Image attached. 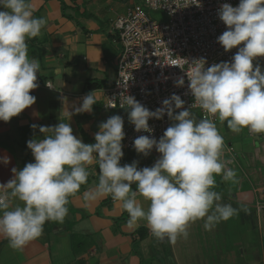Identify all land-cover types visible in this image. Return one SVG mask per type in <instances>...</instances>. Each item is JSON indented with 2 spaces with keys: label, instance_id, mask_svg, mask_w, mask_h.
<instances>
[{
  "label": "crops",
  "instance_id": "1",
  "mask_svg": "<svg viewBox=\"0 0 264 264\" xmlns=\"http://www.w3.org/2000/svg\"><path fill=\"white\" fill-rule=\"evenodd\" d=\"M131 4L0 0V264H264V117L193 110L204 153L176 165L115 155L131 110L104 103Z\"/></svg>",
  "mask_w": 264,
  "mask_h": 264
},
{
  "label": "built area",
  "instance_id": "2",
  "mask_svg": "<svg viewBox=\"0 0 264 264\" xmlns=\"http://www.w3.org/2000/svg\"><path fill=\"white\" fill-rule=\"evenodd\" d=\"M142 1L114 21L120 48L104 107L131 110L123 148L153 156L160 168L204 153L202 136L185 120L193 110L212 125L226 107L247 125L257 120L264 95V11L247 0ZM176 116L192 134L175 136ZM256 210L264 215V191Z\"/></svg>",
  "mask_w": 264,
  "mask_h": 264
},
{
  "label": "rangeland",
  "instance_id": "3",
  "mask_svg": "<svg viewBox=\"0 0 264 264\" xmlns=\"http://www.w3.org/2000/svg\"><path fill=\"white\" fill-rule=\"evenodd\" d=\"M257 11H264V0H247ZM131 3H134V2H140V3H143L142 0H130ZM125 5V4H124ZM153 15H155V17H160L161 20H166V16L159 12V13H154L153 12ZM264 96V95H263ZM261 103V104H260ZM259 105L262 106V109L260 110L259 108H255L256 109V113L257 115L260 117H264V97H262V99L259 101ZM195 116L197 118H199L200 121H202V116H200V113L198 110L196 111H193ZM193 112H189L185 115V120H187L188 122H190V120H193L194 121V118L190 119V114L193 113ZM195 117V118H196ZM208 122V121H207ZM209 123L211 124V122L209 121ZM217 127H219V124H215ZM213 125V126H215ZM210 126V125H209ZM211 127V126H210ZM212 128V127H211ZM187 132V131H186ZM174 133H175V136L176 137H182L184 133V129H183V124L182 122L180 121L179 119V116H176V119L174 120ZM201 136V135H200ZM127 151H130L131 150H127ZM151 159L153 160V156L151 157ZM151 160V161H152ZM37 217V216H35ZM34 217L30 218V220L32 221ZM256 235H257V232H256ZM235 237V235H234ZM258 239H259V236H258ZM260 241V240H259Z\"/></svg>",
  "mask_w": 264,
  "mask_h": 264
},
{
  "label": "trees",
  "instance_id": "4",
  "mask_svg": "<svg viewBox=\"0 0 264 264\" xmlns=\"http://www.w3.org/2000/svg\"><path fill=\"white\" fill-rule=\"evenodd\" d=\"M98 85L100 86L101 84L97 83V82H90L89 83V88L90 89H94L96 87H98ZM264 97V96H263ZM29 161V160H28ZM28 161L26 163H28ZM38 167V166H37ZM141 230V229H140ZM143 230V229H142Z\"/></svg>",
  "mask_w": 264,
  "mask_h": 264
},
{
  "label": "water",
  "instance_id": "5",
  "mask_svg": "<svg viewBox=\"0 0 264 264\" xmlns=\"http://www.w3.org/2000/svg\"><path fill=\"white\" fill-rule=\"evenodd\" d=\"M122 151H123V147L122 146H119L117 148L116 152H115V155L120 156V154L122 153Z\"/></svg>",
  "mask_w": 264,
  "mask_h": 264
}]
</instances>
